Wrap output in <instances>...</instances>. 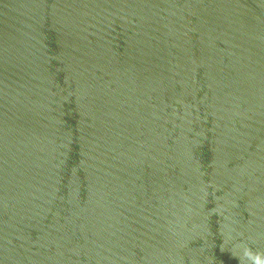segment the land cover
Segmentation results:
<instances>
[{"label": "water", "instance_id": "obj_1", "mask_svg": "<svg viewBox=\"0 0 264 264\" xmlns=\"http://www.w3.org/2000/svg\"><path fill=\"white\" fill-rule=\"evenodd\" d=\"M0 264H264V0H0Z\"/></svg>", "mask_w": 264, "mask_h": 264}]
</instances>
